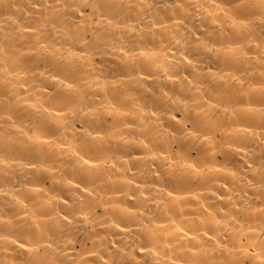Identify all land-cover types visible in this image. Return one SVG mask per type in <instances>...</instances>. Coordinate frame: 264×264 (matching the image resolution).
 <instances>
[{
    "label": "clouds",
    "instance_id": "1",
    "mask_svg": "<svg viewBox=\"0 0 264 264\" xmlns=\"http://www.w3.org/2000/svg\"><path fill=\"white\" fill-rule=\"evenodd\" d=\"M0 264H264V0H0Z\"/></svg>",
    "mask_w": 264,
    "mask_h": 264
}]
</instances>
